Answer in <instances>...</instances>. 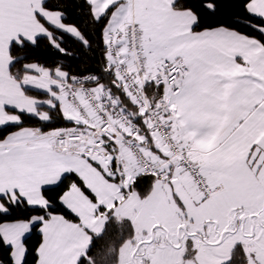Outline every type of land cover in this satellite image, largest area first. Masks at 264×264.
<instances>
[{"label":"snow or ice","instance_id":"snow-or-ice-1","mask_svg":"<svg viewBox=\"0 0 264 264\" xmlns=\"http://www.w3.org/2000/svg\"><path fill=\"white\" fill-rule=\"evenodd\" d=\"M0 264H264V0H0Z\"/></svg>","mask_w":264,"mask_h":264},{"label":"trees","instance_id":"trees-1","mask_svg":"<svg viewBox=\"0 0 264 264\" xmlns=\"http://www.w3.org/2000/svg\"><path fill=\"white\" fill-rule=\"evenodd\" d=\"M69 19L71 20V17H69ZM38 240V237L33 235L32 238L29 240V245H34Z\"/></svg>","mask_w":264,"mask_h":264}]
</instances>
